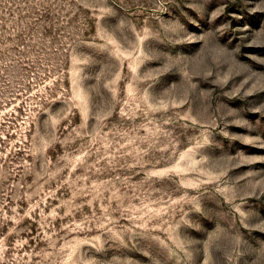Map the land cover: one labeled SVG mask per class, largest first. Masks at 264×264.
<instances>
[{"label":"rangeland","instance_id":"1","mask_svg":"<svg viewBox=\"0 0 264 264\" xmlns=\"http://www.w3.org/2000/svg\"><path fill=\"white\" fill-rule=\"evenodd\" d=\"M0 264H264V0H0Z\"/></svg>","mask_w":264,"mask_h":264}]
</instances>
